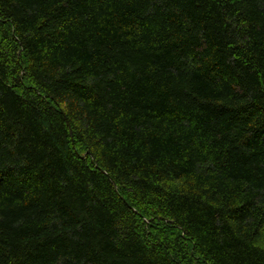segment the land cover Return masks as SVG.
<instances>
[{
    "label": "trees",
    "instance_id": "trees-1",
    "mask_svg": "<svg viewBox=\"0 0 264 264\" xmlns=\"http://www.w3.org/2000/svg\"><path fill=\"white\" fill-rule=\"evenodd\" d=\"M0 264H264V0H0Z\"/></svg>",
    "mask_w": 264,
    "mask_h": 264
}]
</instances>
